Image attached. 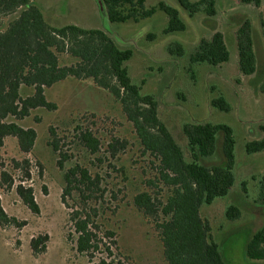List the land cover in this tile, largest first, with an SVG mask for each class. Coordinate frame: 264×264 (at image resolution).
Here are the masks:
<instances>
[{"label": "rangeland", "instance_id": "1", "mask_svg": "<svg viewBox=\"0 0 264 264\" xmlns=\"http://www.w3.org/2000/svg\"><path fill=\"white\" fill-rule=\"evenodd\" d=\"M159 1L179 11L185 30L162 33L167 16L159 10L137 22H110L98 0H33L51 26L75 24L100 28L118 47L132 50V56L124 62L131 81L140 85L141 93L154 96L158 117L181 147L186 160L191 157L182 132L184 122L209 121L231 126L235 141L234 184L225 196L202 204L200 215L209 221L212 238L225 264H264V260L245 255L247 240L264 224V205L252 201L258 184L251 179V175L264 171V151L244 150L246 141L261 137L259 125L264 124V94L256 86L258 77L264 73L260 24V17L264 19V0L260 14L253 4L216 0L214 16L196 13L192 17L177 0H146L145 7L155 6ZM246 17L252 22L257 55L256 70L250 77L240 73L233 43V33ZM215 30L224 33L230 60L217 66L206 62L189 66L188 54L200 38H208ZM173 40L182 43L183 55L171 56L167 52L166 46ZM72 61L69 55L59 54L61 64ZM31 93V87L21 86V96ZM219 94L229 102L228 112L211 106V98ZM45 96L55 102V109L35 107L21 119L6 117V121L13 120L23 128H33L36 138L28 153L20 150L11 135L0 146V202L6 214L15 218L8 224L0 223V264H92L97 258L88 261L83 253L76 251L77 233L70 219L71 212L76 210L87 214L98 226L102 241L113 245L117 255L130 264H167L155 220L137 209L133 197L146 191L164 202L170 189L158 180L159 162L142 151L120 104L90 78L68 77L46 88ZM49 126L54 130L57 150L48 143L52 139ZM81 130H89L97 138L98 151L92 153L82 145L78 140ZM216 137L217 151L201 160L204 164L217 163L222 158V132ZM114 138L125 140L126 144L123 148L117 146L112 153L108 144ZM75 165L86 168L92 177L98 176L101 195L97 192V197L84 200L77 189H72L62 201L64 174ZM243 180L247 183L248 197L241 191ZM8 182H12L9 187ZM17 184L32 189L37 213L28 209L16 194ZM230 204L241 209L238 219L225 218L224 210ZM161 219L163 216L159 214L157 220ZM107 231H113V236L106 237ZM37 236L42 238L37 244L41 247L39 253L30 246Z\"/></svg>", "mask_w": 264, "mask_h": 264}, {"label": "trees", "instance_id": "2", "mask_svg": "<svg viewBox=\"0 0 264 264\" xmlns=\"http://www.w3.org/2000/svg\"><path fill=\"white\" fill-rule=\"evenodd\" d=\"M110 22H137L152 16L156 10L166 16V24L161 32L170 34L185 30L186 25L179 11L159 1L155 6L145 7L146 0H98ZM242 4L259 7L261 0H237ZM189 17L196 13L207 16L216 14V0H177ZM6 18V19H5ZM2 19H5L4 21ZM264 37V20L260 18ZM151 36V34H149ZM237 67L240 73L251 75L256 70L257 56L252 36V23L244 18L235 30ZM171 56H181L184 48L177 40L166 46ZM59 54L69 55L73 61L59 62ZM132 50L120 48L114 39L100 28H83L75 24L51 26L33 0H0V146L4 138H16L20 150L28 153L36 138L33 128H23L15 121H6L12 116L21 119L29 115L31 108H56V104L45 96V89L68 77L90 78L95 85L107 91L117 101L127 120L132 123L142 151L158 160V180L170 189L165 201L152 197L148 192H138L133 203L145 215L155 220L163 256L167 264H225L218 245L211 235V226L200 215L202 204H210L215 198L225 196L235 181L234 136L226 123L184 122L182 132L187 140L191 159H185L179 144L158 117V103L150 93H141L140 85L131 81L124 62L130 59ZM229 60V51L223 33L215 30L208 38H200L195 48L188 54L189 66L206 62L217 66ZM21 86L31 87L32 93L21 96ZM264 94V77L258 84ZM212 107L228 112L231 106L219 94L210 100ZM262 135L258 139L244 143L246 153L264 151V124L259 125ZM49 145L57 150V141L52 127ZM222 132L220 152L222 158L217 163L204 164L201 160L212 157L217 151V133ZM78 140L90 152L98 151L99 142L89 130H81ZM125 140L112 139L108 144L112 153L116 147H124ZM65 155H62L64 158ZM24 162L26 159L23 160ZM61 164V161H58ZM17 165V163H16ZM27 174V173H26ZM64 178L66 185L62 201L72 189H77L86 200L102 194L98 176H90L88 170L75 165L69 168ZM258 184V191L252 197L255 204L264 205V171L251 175ZM12 182H8V187ZM241 191L247 196V183L241 181ZM16 194L32 212H38L30 187L17 184ZM248 197V196H247ZM161 214L163 219L157 220ZM241 209L228 205L224 216L228 220L238 219ZM70 219L77 233L76 251L83 253L92 264H130L122 259L109 245L102 241L98 226L89 216L80 211L71 212ZM15 221L3 210L0 202V223ZM106 237L114 232L107 231ZM42 238L30 242L33 252L39 253L37 244ZM100 253L99 256H94ZM102 255V256H100ZM245 255L249 259L264 260V224L251 234L245 245Z\"/></svg>", "mask_w": 264, "mask_h": 264}, {"label": "crops", "instance_id": "3", "mask_svg": "<svg viewBox=\"0 0 264 264\" xmlns=\"http://www.w3.org/2000/svg\"><path fill=\"white\" fill-rule=\"evenodd\" d=\"M262 4H263V0H261V3H260V6L259 7H255V11L257 12V13H261V7H262ZM260 18H262V17H260ZM46 20V19H45ZM264 20V19H263ZM252 23V22H251ZM222 32V31H221ZM223 33V32H222ZM255 33H254V30H253V27H252V36H253V40H254V48H255V51H256V42H255V39H254V35ZM262 35H261V41L264 39V37H263V32L261 33ZM256 35H258L257 33H256ZM223 36H224V33H223ZM224 39H225V37H224ZM260 41V40H259ZM226 42V41H225ZM233 43H234V45H235V34L233 33ZM227 44V43H226ZM235 47H236V45H235ZM237 51V50H236ZM235 52V51H234ZM257 56V55H256ZM230 60V59H229ZM228 60V61H229ZM223 63H226V62H223ZM223 63H221V64H223ZM236 64H237V58H236ZM251 75H253V73L251 74ZM251 75H246V76H251ZM253 77H255V76H253ZM257 77V76H256ZM264 77V73H262V75L260 76V77H258V80L256 81V86H257V89H258V84H259V82H260V80L262 79Z\"/></svg>", "mask_w": 264, "mask_h": 264}]
</instances>
